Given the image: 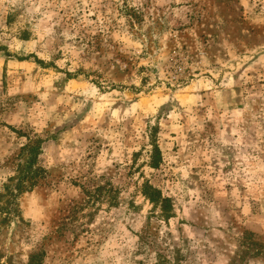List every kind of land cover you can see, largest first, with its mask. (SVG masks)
I'll return each mask as SVG.
<instances>
[{"label":"rangeland","instance_id":"374dc122","mask_svg":"<svg viewBox=\"0 0 264 264\" xmlns=\"http://www.w3.org/2000/svg\"><path fill=\"white\" fill-rule=\"evenodd\" d=\"M159 258L264 264V0H0V264Z\"/></svg>","mask_w":264,"mask_h":264},{"label":"trees","instance_id":"16d2710c","mask_svg":"<svg viewBox=\"0 0 264 264\" xmlns=\"http://www.w3.org/2000/svg\"><path fill=\"white\" fill-rule=\"evenodd\" d=\"M37 58V57H36ZM38 63H42L40 59H36ZM69 76L72 77L74 74L69 73ZM152 149L150 154V165L154 168H158L162 162V151L157 141L152 139ZM40 144H36L33 146L31 160L28 162V165L22 166L19 173V182L17 183V188L19 190L32 187L37 183V178L42 174V167L37 165V160L40 155ZM143 193L148 198L154 206L159 207L161 211V216L164 219H169L172 216L173 207L172 202L169 197H166L162 194V192L153 186L150 183L143 184ZM35 258L32 257V261ZM33 263V262H32ZM41 262H37L36 264H40ZM156 264H165L164 260L159 258Z\"/></svg>","mask_w":264,"mask_h":264}]
</instances>
